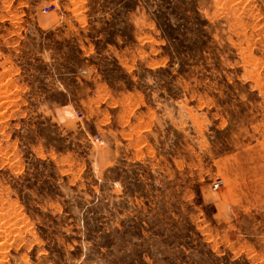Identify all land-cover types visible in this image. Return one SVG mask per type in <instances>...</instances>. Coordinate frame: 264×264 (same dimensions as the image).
Returning <instances> with one entry per match:
<instances>
[{
  "label": "rangeland",
  "instance_id": "rangeland-1",
  "mask_svg": "<svg viewBox=\"0 0 264 264\" xmlns=\"http://www.w3.org/2000/svg\"><path fill=\"white\" fill-rule=\"evenodd\" d=\"M0 264H264V0H0Z\"/></svg>",
  "mask_w": 264,
  "mask_h": 264
},
{
  "label": "built area",
  "instance_id": "built-area-1",
  "mask_svg": "<svg viewBox=\"0 0 264 264\" xmlns=\"http://www.w3.org/2000/svg\"><path fill=\"white\" fill-rule=\"evenodd\" d=\"M221 184L222 183H220V182H215L214 186H215V188H219Z\"/></svg>",
  "mask_w": 264,
  "mask_h": 264
}]
</instances>
